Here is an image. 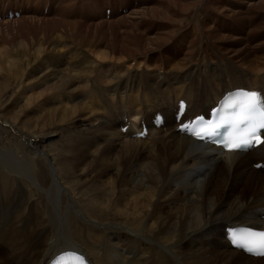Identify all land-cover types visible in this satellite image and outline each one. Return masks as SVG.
Here are the masks:
<instances>
[{"label":"bare ground","instance_id":"6f19581e","mask_svg":"<svg viewBox=\"0 0 264 264\" xmlns=\"http://www.w3.org/2000/svg\"><path fill=\"white\" fill-rule=\"evenodd\" d=\"M86 1L90 18L74 4L59 19L56 0H0V33L15 24L23 39L0 54L3 95L13 83L19 96L18 120L0 113V264H51L69 252L89 264H264L226 238L239 226L264 230V144L226 153L178 128L234 89L264 100V0ZM196 31L218 34L219 58L243 67L214 75L189 60ZM67 40L81 54L66 52ZM174 66L183 73L165 70ZM114 68L122 78L106 86Z\"/></svg>","mask_w":264,"mask_h":264},{"label":"rangeland","instance_id":"374dc122","mask_svg":"<svg viewBox=\"0 0 264 264\" xmlns=\"http://www.w3.org/2000/svg\"><path fill=\"white\" fill-rule=\"evenodd\" d=\"M198 1H200L201 3H204V0H198ZM72 2V3H71ZM56 3H57V6H59L60 4H61V8L63 9V8H66L65 9V11L64 10H60L59 12H56V16L55 17H53V18H59V19H61V14L62 13H66V15L70 12V10H72L75 6H74V4H76V9H77V11L78 12H80V13H83V15L84 16H86V17H88V18H90L89 17V15H88V13H86V7L88 6L87 5V1L86 0H56ZM66 3H68V5L66 4ZM71 3V4H70ZM264 5V4H263ZM244 7V6H243ZM69 9V10H68ZM84 9V10H83ZM260 9H262L261 11H260V13H259V15H262L263 17H264V6L262 7V8H260ZM259 9V10H260ZM46 12H48V10L46 9V11H45V13ZM85 12V13H84ZM109 13H110V9H108L107 11H106V16L108 15V17H109ZM47 14V13H46ZM79 16V19H82L81 18V16L80 15H78ZM17 19H18V16L16 17ZM248 18V19H247ZM246 18V21L247 22H252L254 19H251L250 17H247ZM21 20H23L24 18H20ZM51 19V18H50ZM49 18H48V20H50ZM79 19H77V20H79ZM250 19V20H249ZM264 19V18H263ZM86 20H87V18H86ZM109 20V19H108ZM3 20H1V18H0V22H2ZM263 23H264V21H263ZM217 26H220L219 24H217ZM17 27V25H15V24H13V25H11V26H9V28L7 29V26H6V28H5V26H4V28H3V30L1 31V33H0V38H1V40H0V42H2L3 43V45L0 43V54H6V53H8L9 52V50H10V47L12 46V45H16V48H15V52H18V49H19V47H20V45H21V42L23 41V39H22V37H17L15 34H14V32L16 31L14 28H16ZM129 29H130V27H128ZM5 29V30H4ZM7 31V32H6ZM246 32L247 31H249V30H245ZM3 33V34H2ZM5 33H6V35H5ZM15 36H14V35ZM207 35V36H206ZM204 34V33H202L201 31H200V35H199V32L198 31H196L192 36H191V32L189 33V37H188V41H190V40H194V42H195V48H193V51L195 52V55H192L193 56V58L191 57L189 60H192V59H195L194 61H196V62H198V60H200V62H202L203 63V65H207L208 66V69L206 70V72H209V73H213L214 75L216 74V72L218 71V70H220V69H222V72H220V73H223V70H228L229 68H241V66H242V63L240 62V63H238V62H228V61H226V60H221L220 58H219V56L222 54V49H224V47L222 48H220L219 47V36H218V34H210V33H208V34ZM11 36V37H10ZM195 36V37H194ZM215 36V37H214ZM213 39H212V38ZM10 39H11V41H14L15 43H13V42H11L10 41ZM215 39V40H214ZM212 41V43L211 44H209V41ZM200 42V43H199ZM208 43V44H207ZM8 44H10V45H8ZM202 44V45H201ZM6 45V46H5ZM197 45V46H196ZM2 46H4V47H2ZM9 48H8V47ZM2 47V48H1ZM197 47V48H196ZM201 47V48H200ZM3 48L6 50L7 48V50H8V52H7V50L5 51V50H3ZM66 48V52H67V50L69 49V48H71V49H74V50H72V52H73V57H75V55L76 54H81V50H80V47L77 45V44H75V43H73V41H70V40H67V46L65 47ZM200 48V49H199ZM195 49V50H194ZM199 49V50H198ZM101 50V49H100ZM205 50L207 51V53H208V55L206 56V57H204V55H203V53L205 54ZM2 51V52H1ZM3 51H4V53H3ZM202 51V52H201ZM217 51V52H216ZM6 52V53H5ZM217 54H219V55H217ZM195 57V58H194ZM200 59H199V58ZM202 57V58H201ZM205 59V60H204ZM76 60H80V59H76ZM206 62V63H205ZM209 63V64H208ZM223 65H222V64ZM233 64V65H232ZM235 64V65H234ZM240 64V65H239ZM87 65H89L88 63H84L83 64V66L82 67H79V68H83V67H85V66H87ZM211 65V66H210ZM216 65V66H215ZM219 65V66H218ZM54 65L52 64V66L51 67H53ZM215 66V67H214ZM238 66V67H237ZM71 68H74V67H77V66H75V65H71L70 66ZM189 67H191L192 69H194V70H198V69H200V65L199 64H192V65H190ZM212 67V68H211ZM243 67V66H242ZM69 68V67H68ZM149 69H156V66L155 67H148ZM173 68V69H172ZM218 68V69H217ZM37 70H38V72L39 73H43L44 72V70H41V68L40 67H37ZM136 69H133V72H136L135 71ZM165 70H167L169 73H183V71H184V69H178L176 66H174V67H168L167 69H165ZM174 70H177V71H174ZM214 70V71H213ZM163 71H164V69H163ZM163 71H161V72H163ZM180 71V72H179ZM1 73L2 72H0V89H2V90H0V92H1V95H0V113H3V115L5 116V117H7V118H10V119H12V120H18V116H17V114L15 113V111H19V106H18V92H16V88H14L16 85H14L13 83H10V86H9V88H11L10 89V91H8V93L6 94V96H5V94L3 95V93H4V90H5V76H6V78H8L7 76L8 75H6L7 73H5V75H1ZM121 73H122V71L120 70V69H116V68H114V69H112L111 70V74H109L108 75V79H105L104 78V76H103V78L105 79V80H107V85L106 86H114V84H115V82L119 79V78H122L121 77ZM164 76H165V74H164ZM171 76H173L172 74L170 75V77ZM2 77H4V78H2ZM88 80H89V78H88ZM113 80H116V81H113ZM148 81H149V79H148ZM197 85H198V83H197ZM182 85H181V83H178L177 85H175V86H173V87H181ZM14 88V89H13ZM119 99H121V98H119ZM2 101V102H1ZM118 101H115V103H117ZM130 111V110H129ZM104 113V112H103ZM38 115V113H32V116H31V118H34L35 116H37ZM106 115V114H105ZM131 115H132V117H133V119H135L134 117H136V116H134L135 114H134V112H131ZM130 115V116H131ZM107 116V115H106ZM108 117V116H107ZM31 118H29V119H31ZM110 118V117H109ZM20 121H22V122H24V121H27V120H24V119H22V118H20L19 119ZM93 124H94V126H97V123H94L93 122ZM64 128L65 127H60L59 128V132H58V134H52L51 135V142L49 143V145H48V149L50 150V152L52 153V152H54L56 149H57V146H58V144L60 143V140L63 138V136H64ZM82 132H84V131H82ZM138 133V132H137ZM127 139V138H126ZM125 141H123L122 143H121V146L122 145H124L123 143H124ZM120 143L118 142L116 145H114L113 147H118V150L116 151V150H113V153L114 154H116V153H118L119 152V150H121V146L119 145ZM159 144V143H158ZM153 146V145H152ZM144 147L145 148H147V146L146 145H144ZM143 147V148H144ZM145 155H148L147 153H145ZM41 163L46 167V165H45V163L43 162V161H41ZM39 166L42 168V173H44V174H46L47 175V179H45V178H43V177H41L40 176V183H41V185H44L45 187H47L50 183H51V174L48 172V168L46 167V169L41 165V164H39ZM117 170V169H116ZM115 170V171H116ZM113 172H114V170H113ZM95 172H91V173H89V175H85L83 178H82V180L83 181H89L90 179H91V177L93 176V174H94ZM108 177V176H107ZM111 179V178H110ZM124 186H125V188H126V190H127V193H128V188H127V186H126V184H124ZM131 197H133V196H131ZM44 201H45V204H47V201H48V199L44 196ZM62 201H63V204H64V202H68V198H67V195L65 194V195H63L62 196ZM66 205V204H65ZM65 212L64 213H66V207L64 206V209H63ZM74 212V213H73ZM75 215H76V213H75V211L74 210H72L71 211V215H70V218H71V221L72 222H74L75 220H76V217H75ZM99 218V220L97 221L100 225L101 224H105V222H108V220H106L105 221V219L103 220L102 219V221H101V219H100V217H98ZM105 218V217H104ZM141 240V239H140ZM123 241H124V237H123ZM122 241V242H123ZM141 242H144V241H141ZM145 243V242H144ZM118 243H116V242H114V244H112V245H117ZM164 259V258H163Z\"/></svg>","mask_w":264,"mask_h":264},{"label":"snow or ice","instance_id":"6c2138e0","mask_svg":"<svg viewBox=\"0 0 264 264\" xmlns=\"http://www.w3.org/2000/svg\"><path fill=\"white\" fill-rule=\"evenodd\" d=\"M241 99L232 104L238 112L232 118H222L219 124L209 125L206 130L192 129L191 134L197 139H211L217 129L225 124L231 127L229 134L219 141L228 152H240L248 148L264 144V101L256 92H242ZM204 118L198 117L196 125L203 124ZM182 130L189 131L188 125H182ZM244 247L255 255L264 256V232H248L244 234ZM77 264H86L83 257H77Z\"/></svg>","mask_w":264,"mask_h":264}]
</instances>
